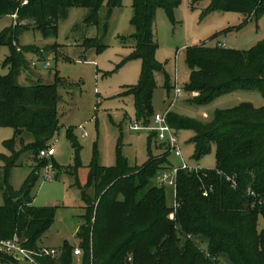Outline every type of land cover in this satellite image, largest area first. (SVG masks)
<instances>
[{
  "label": "trees",
  "instance_id": "16d2710c",
  "mask_svg": "<svg viewBox=\"0 0 264 264\" xmlns=\"http://www.w3.org/2000/svg\"><path fill=\"white\" fill-rule=\"evenodd\" d=\"M24 1L26 4L22 5ZM120 6L121 0H0V17H18L12 30L0 34V45L11 47L3 64L8 74L0 77V128L15 130L14 137L3 143L9 154L1 155L0 162L6 173L17 166L24 152L30 151L37 162L20 192L4 193L0 241L16 237L23 249L33 253L34 264H71L74 248L64 243L59 254L50 257L41 255L36 245L51 228L56 211L52 207H36L33 189L38 169L46 164L37 156L59 130L57 84L19 86L18 77L28 67L25 54L36 50H18L13 39L29 29L54 35L58 21L65 19L72 7L87 11L86 25L98 26L101 10L106 11L107 21ZM177 7L176 0H133L134 45L126 61H140L141 71L138 84L127 87L126 94L134 99L137 123L146 124L151 118L154 76L163 73L155 59L156 11L163 9L172 18ZM213 11L240 13L249 21L264 15V0H210L208 12ZM23 22L30 25H22ZM84 43L97 52L104 48L93 40L86 39ZM186 59L190 77L183 90L196 94L191 103L208 105L237 91H258L264 98V40L247 51L196 45L186 49ZM167 122L174 131H192L195 160L206 156L214 146L215 169L179 171L176 208L169 209L163 188L151 186L159 171L171 168L167 157L149 154V160L139 169L129 167L121 158L112 168L94 161L88 168L87 183L80 187L82 209L88 216L83 220L89 224L93 212L96 218L94 225H81L77 231L79 248L84 251L83 264H218V257L229 264H264V226L261 232L256 230L259 216L264 223V106L242 104L215 111L206 123L168 113ZM24 132L31 135L32 142L23 143ZM18 143L21 148L15 150ZM89 190L94 191L93 201ZM172 211L174 219L170 220ZM88 238L92 241L91 259ZM183 238L186 247L180 251L176 244ZM194 239L206 242V253L194 247ZM0 263L17 261L0 252Z\"/></svg>",
  "mask_w": 264,
  "mask_h": 264
},
{
  "label": "rangeland",
  "instance_id": "374dc122",
  "mask_svg": "<svg viewBox=\"0 0 264 264\" xmlns=\"http://www.w3.org/2000/svg\"><path fill=\"white\" fill-rule=\"evenodd\" d=\"M176 1L178 7L172 18L163 9H158L155 14V59L162 66L163 73L154 76L152 116L146 124L136 122L134 99L126 94L127 87L138 84L141 71L140 61H126L134 45L131 39L134 34L131 25L133 0H121V6L112 11L107 21L106 11L101 10L98 26L86 25L87 11L72 7L67 17L58 21L54 35L45 36L39 30L29 29L13 39V45L18 50L28 47L36 50L25 54L28 67L18 77L19 86L28 87L37 82L57 84L56 116L59 130L45 148L52 144L55 154L49 159L37 156L38 161L45 160L46 164L38 169V179L33 189V204L36 207H52L56 211L51 228L36 242L39 249L54 251L57 255L66 243L74 250L81 251L80 255L72 257L71 264H83L84 251L79 248L77 230L81 225H94L96 218L93 212L89 224L83 220L88 216L82 209L84 203L80 187L87 183L88 168L94 161L101 167L112 168L121 158L129 167L139 169L147 163L151 154L153 157H167L168 165L172 168L186 163L191 168L215 169L214 146L206 156L194 159L192 131L173 130L181 159L169 153L149 130L155 126V115L163 116L169 112L206 123L211 121L215 111L233 109L242 104H250L254 108L264 106V98L258 91H237L220 96L208 105H197L191 103L193 96L183 90L190 77L187 48L203 44L209 48L220 45L228 50H250L264 40V15L246 21L240 13L208 12L210 0L197 3L193 0ZM25 4L24 1L22 5ZM17 18L16 14L1 16L0 34L12 30L17 25ZM21 24L30 25L29 22ZM86 39L104 48L97 52L95 47L84 43ZM10 48V45H0V77L8 74V68L3 64L10 55ZM45 64H48L47 68ZM175 88L181 91L179 98L175 97ZM135 123L148 130L132 131L130 127ZM78 127H82V130ZM14 135L15 130L11 127L0 128V156L9 154L3 143ZM22 137L23 143L32 142L29 133L24 132ZM20 148V143L16 144L15 150ZM33 156L30 151L22 153L17 166L7 173L0 162V207L4 205L5 192H20L25 186L37 165ZM47 167L51 168L49 172ZM162 171L152 179L151 186L163 188L166 207L174 209L175 187L158 182ZM88 195L90 200L95 199L93 190H89ZM169 219H174V211L169 214ZM263 226V219L259 216L256 224L258 233ZM88 237L91 238V234ZM90 238L89 248L92 243ZM191 241L196 249L206 253L205 241ZM185 242L183 238L176 244L180 251L186 247ZM89 254L88 259H91V248ZM14 258L16 264H34L21 255ZM217 262L229 264L223 257H218Z\"/></svg>",
  "mask_w": 264,
  "mask_h": 264
},
{
  "label": "built area",
  "instance_id": "2783aa9c",
  "mask_svg": "<svg viewBox=\"0 0 264 264\" xmlns=\"http://www.w3.org/2000/svg\"><path fill=\"white\" fill-rule=\"evenodd\" d=\"M224 47V46H223ZM225 48V47H224ZM35 64L33 63V66ZM46 68L48 67V64L44 65ZM181 94V91L179 88H175V97L179 98ZM169 112H167L165 115H155L154 116V128L149 129L151 132H153L156 136L157 141H159L163 146L167 149L169 153H172L176 158H180V150L177 144V139L175 137V134L173 132V129L169 126L167 122V115ZM79 130H82V127H78ZM132 131H147L148 129L145 127H140L137 123L132 125L130 127ZM55 154L54 149L52 148V144L49 145V147L45 150L40 151L39 158L40 159H49L53 157ZM181 159V158H180ZM47 172L51 170L50 167H47ZM198 167L191 168L187 166L186 163H182L180 167L178 168H170L169 170L162 171L158 176V182L161 185H167L170 187H175L176 185V176L179 171H197ZM250 195H253L250 191H248ZM206 196V194H204ZM176 208V206H175ZM0 248L3 253L16 256L21 255L25 258H28L32 261L33 259V253L26 251L23 249L20 245L19 240L14 237L12 240L8 241H0ZM40 254L43 256H50L54 257L56 253L54 251H47L45 249L40 250ZM74 256H78L81 254V251L79 249H75L73 251ZM33 262V261H32Z\"/></svg>",
  "mask_w": 264,
  "mask_h": 264
},
{
  "label": "crops",
  "instance_id": "0c3cea01",
  "mask_svg": "<svg viewBox=\"0 0 264 264\" xmlns=\"http://www.w3.org/2000/svg\"><path fill=\"white\" fill-rule=\"evenodd\" d=\"M193 96H196V94H193ZM204 116H206V114L204 115ZM79 229V228H78ZM78 231V230H77Z\"/></svg>",
  "mask_w": 264,
  "mask_h": 264
}]
</instances>
